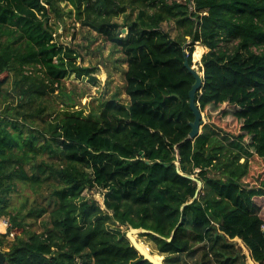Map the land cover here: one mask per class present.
Listing matches in <instances>:
<instances>
[{
    "label": "trees",
    "instance_id": "16d2710c",
    "mask_svg": "<svg viewBox=\"0 0 264 264\" xmlns=\"http://www.w3.org/2000/svg\"><path fill=\"white\" fill-rule=\"evenodd\" d=\"M60 1L0 0L6 264H153L129 227L151 230L140 235L169 262L183 254L197 264H247L238 237L264 264V0H68L128 66L129 102L114 96L89 114L73 109L65 90L62 109L52 99L70 75L98 81L81 52L57 40ZM206 48L200 109L240 130L211 121L192 139L195 78L185 56L193 65ZM21 186L37 197L16 205ZM97 188L106 189L105 208L84 194Z\"/></svg>",
    "mask_w": 264,
    "mask_h": 264
},
{
    "label": "rangeland",
    "instance_id": "374dc122",
    "mask_svg": "<svg viewBox=\"0 0 264 264\" xmlns=\"http://www.w3.org/2000/svg\"><path fill=\"white\" fill-rule=\"evenodd\" d=\"M60 5L66 13L64 21L59 23L57 40L77 48L81 52L84 59L83 65L96 68L94 75L97 76L98 81L94 83L89 77L79 78L76 75H70L63 80L64 87L60 85L56 86V92L52 95V99L55 101V106L62 109L65 106L64 102H69L68 97L64 96L63 93L60 92L61 90H65V92L73 96V109L82 110L84 114H89L92 110L97 109L98 106L101 105L102 101H106L114 96L120 101L128 103L130 98L125 90V70L128 66L127 63L123 61L122 52L119 51L111 41L106 39V37L100 35L93 28L83 25L82 22L79 21L75 8L70 1L61 0ZM117 20L121 22L123 20V16H120ZM165 27L170 30L173 29L171 26H167L166 24ZM172 33L175 35L176 30H172ZM195 49H197V46ZM207 51L208 48H206L205 52H203L201 58L198 60V63L195 62L193 54L194 65L201 71H203V69H201V59ZM203 117L205 123L214 121L221 128L231 132H238L240 130L239 126L235 124L234 121H223L217 116L210 120L209 116L205 112H203ZM247 141H249V139H247ZM255 176L257 175L253 173L252 180L256 178ZM21 190L22 193L17 195L14 200L16 205H20L27 197L31 201L37 197L32 188L29 186H21ZM105 191L106 189L97 188L92 192L85 191L84 194L89 197L96 198L99 200L102 207L105 208ZM41 220L42 218L38 219L33 226V229L39 232L42 230ZM0 221L7 222L8 226V218L4 217ZM125 228L126 226H123V229ZM130 231H132L131 227H129L127 233ZM136 237L142 242L146 241L149 243L151 247L147 244H145V246L148 247L149 250L152 249V251L157 254L156 251L153 250L151 242L147 240V237H143L137 233ZM233 242L236 244V247L243 254V256H246L247 264H257L250 258V251L242 239L236 237L233 239ZM171 258L172 259H170L169 262L166 259V255H161V259L164 260L165 264H197L196 261H192L183 254L179 257L173 256ZM171 260H173L174 263H171ZM186 260H188V262Z\"/></svg>",
    "mask_w": 264,
    "mask_h": 264
},
{
    "label": "water",
    "instance_id": "95a60500",
    "mask_svg": "<svg viewBox=\"0 0 264 264\" xmlns=\"http://www.w3.org/2000/svg\"><path fill=\"white\" fill-rule=\"evenodd\" d=\"M123 32H127V29H123ZM184 50L186 49V46H183ZM185 66L188 68V70L193 74L195 78V82L192 85V88L189 91V103L190 107L194 113V120L190 122L191 125V131L189 133V138H196L200 135L202 132V127L205 124L203 112L200 109V105L197 98V93L202 91V88L204 86V71H201L198 69L194 64L191 65L189 63V59L187 55L185 56ZM177 97H180L178 94H172ZM198 181L199 186H202V182L198 180L196 177H191ZM185 205H183L184 207ZM142 234V233H151V230H148L146 228H132V231L127 233V237L131 241V243L134 245V247L144 256L145 259L149 260L153 264H165L163 259H157L154 253L146 251L145 249L141 248L139 243L136 241V239L133 237V233ZM172 237L169 238L171 240ZM161 257V256H160ZM0 264H6V256L4 254V251L0 248Z\"/></svg>",
    "mask_w": 264,
    "mask_h": 264
},
{
    "label": "bare ground",
    "instance_id": "6f19581e",
    "mask_svg": "<svg viewBox=\"0 0 264 264\" xmlns=\"http://www.w3.org/2000/svg\"><path fill=\"white\" fill-rule=\"evenodd\" d=\"M5 229V222L4 221H0V230H4ZM135 236V232L133 233V237ZM135 239H136V236L134 237ZM136 241H137V239H136ZM138 242V241H137ZM139 243V245H140V247L141 248H143V249H145L146 251H149V252H152L151 250H149L148 249V247H146L145 246V244H143V243H140V242H138ZM157 259H161V258H159V257H157V256H155Z\"/></svg>",
    "mask_w": 264,
    "mask_h": 264
},
{
    "label": "built area",
    "instance_id": "2783aa9c",
    "mask_svg": "<svg viewBox=\"0 0 264 264\" xmlns=\"http://www.w3.org/2000/svg\"><path fill=\"white\" fill-rule=\"evenodd\" d=\"M5 226H7V222H5Z\"/></svg>",
    "mask_w": 264,
    "mask_h": 264
},
{
    "label": "crops",
    "instance_id": "0c3cea01",
    "mask_svg": "<svg viewBox=\"0 0 264 264\" xmlns=\"http://www.w3.org/2000/svg\"><path fill=\"white\" fill-rule=\"evenodd\" d=\"M5 231H6V226H5ZM5 231H4V232H5Z\"/></svg>",
    "mask_w": 264,
    "mask_h": 264
},
{
    "label": "clouds",
    "instance_id": "9594fccd",
    "mask_svg": "<svg viewBox=\"0 0 264 264\" xmlns=\"http://www.w3.org/2000/svg\"><path fill=\"white\" fill-rule=\"evenodd\" d=\"M6 228H7V226H6ZM258 264V263H257Z\"/></svg>",
    "mask_w": 264,
    "mask_h": 264
}]
</instances>
